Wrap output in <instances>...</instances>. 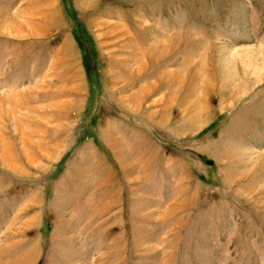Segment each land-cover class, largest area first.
I'll list each match as a JSON object with an SVG mask.
<instances>
[{"label":"rangeland","instance_id":"rangeland-1","mask_svg":"<svg viewBox=\"0 0 264 264\" xmlns=\"http://www.w3.org/2000/svg\"><path fill=\"white\" fill-rule=\"evenodd\" d=\"M0 264H264V0H0Z\"/></svg>","mask_w":264,"mask_h":264}]
</instances>
